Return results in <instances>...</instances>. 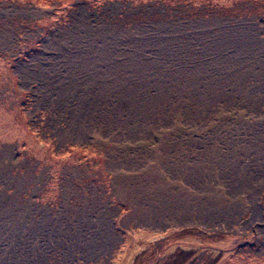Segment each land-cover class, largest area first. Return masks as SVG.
Instances as JSON below:
<instances>
[{
    "label": "rangeland",
    "instance_id": "1",
    "mask_svg": "<svg viewBox=\"0 0 264 264\" xmlns=\"http://www.w3.org/2000/svg\"><path fill=\"white\" fill-rule=\"evenodd\" d=\"M263 7L0 0V264H264Z\"/></svg>",
    "mask_w": 264,
    "mask_h": 264
},
{
    "label": "crops",
    "instance_id": "2",
    "mask_svg": "<svg viewBox=\"0 0 264 264\" xmlns=\"http://www.w3.org/2000/svg\"><path fill=\"white\" fill-rule=\"evenodd\" d=\"M262 29H264V19L262 20ZM250 46H251V44H250ZM261 48H262V51H263V49H264V46L263 45H261ZM263 56H264V54H263ZM264 73V72H263ZM21 92H24V91H27V90H25V89H21L20 90ZM122 163L124 164V166L126 165V161L125 160H123L122 161ZM91 164V163H90ZM89 164V165H90ZM88 168L90 169V170H93L91 167H89L88 166ZM120 169V168H119ZM95 171H100V169L99 168H96V169H94ZM52 171V170H51ZM104 172L106 173V170L104 169ZM108 174V173H107ZM236 179H238V177L236 176ZM239 181H240V179H238ZM49 181H52V176H51V178L49 179ZM222 182H224L225 183V181L224 180H222ZM248 182V181H247ZM247 182H246V184H247ZM50 182H48V184H49ZM48 184H47V186H48ZM96 184H100V185H104V186H100L101 187V189L102 190H104V192L106 193V195L107 196H110V194L109 193H107V190H109L108 188H105V187H109L110 185H107V183L102 179V181H100V179L99 178H97V180H96ZM48 189V188H47ZM49 190V189H48ZM54 192H55V190H54ZM90 199L92 198V196L91 197H89ZM114 198H116V197H114ZM92 199H95V198H92ZM112 201V203H113V205L114 206H117L119 209L121 208V206H120V204H116V202L117 201H113V200H111ZM251 200H249V202H250ZM105 204V203H104ZM250 204H252V202H250ZM254 204V203H253ZM244 205V204H243ZM242 205V203H241V206H243ZM263 205V204H262ZM124 214L122 213V216L121 215H118V217H117V219H113V221H112V230H113V232L120 238V239H124L125 238V233H130V232H128L130 229H134L135 231H147V232H156L157 230L156 229H153L152 228V230H151V228H149V227H146V228H149V229H146V228H143L144 227V225H141V223H136L135 225L133 224L132 225V227L131 226H126V225H124L122 222V220L124 219ZM152 216L155 218V217H157V216H154L153 214H152ZM154 224H156V223H154V222H152V225H154ZM175 226L174 225H171V226H167V227H165L163 230L161 229V231L162 232H165V231H167V230H169V229H171V228H174ZM109 233V232H108Z\"/></svg>",
    "mask_w": 264,
    "mask_h": 264
},
{
    "label": "trees",
    "instance_id": "3",
    "mask_svg": "<svg viewBox=\"0 0 264 264\" xmlns=\"http://www.w3.org/2000/svg\"><path fill=\"white\" fill-rule=\"evenodd\" d=\"M107 3H103L102 5H100V6H97V7H89V6H87V8H86V10L87 11H85L86 13H85V16L84 17H88V19L89 18H98V17H100V16H103V14H105L106 12H108L107 10H106V7H105V5H106ZM131 8H133V10H136V9H138V7L137 6H134V7H127V5H125V6H121V8H120V11H117V13H119V17H121V19L123 18V19H126L127 21H130V20H128V18L129 17H132V18H134V20L135 21H138L139 22V20H138V18H137V16H136V14L134 13V12H130L131 11ZM74 10H75V12H76V10H77V7L74 5L73 6V12H74ZM262 10H264V7H263V9ZM199 11V10H198ZM77 13V12H76ZM168 15H178L179 14V12H175V11H171V10H169L168 12ZM170 13H173V14H170ZM111 14H112V12H111ZM136 16V17H135ZM82 17H83V15H82ZM153 17L154 18H156V17H158V15L157 14H153ZM14 25H12V27H13ZM15 91V90H14ZM16 92V91H15ZM24 95H29V93H28V91H24V92H19V94H15V96L17 97L16 98V100L15 99H13V101H16L17 103L16 104H19V106L21 105V103H20V101H19V99H20V97H22V96H24ZM18 99V100H17ZM15 107H18V105H14ZM21 106H23V105H21ZM24 107L25 106H23V108H22V110H24ZM27 109H30V105H29V107L27 108ZM25 111V110H24ZM24 111H21V112H23V113H25ZM25 120H27V118L25 117L24 118ZM28 123V122H27ZM41 126V123L40 124H38L37 126ZM39 129V128H38ZM35 133V132H34ZM38 134V133H37ZM44 139H42V141H43ZM198 229V231H199V228H197Z\"/></svg>",
    "mask_w": 264,
    "mask_h": 264
}]
</instances>
